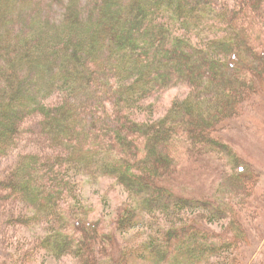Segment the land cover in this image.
<instances>
[{"label": "trees", "instance_id": "trees-1", "mask_svg": "<svg viewBox=\"0 0 264 264\" xmlns=\"http://www.w3.org/2000/svg\"><path fill=\"white\" fill-rule=\"evenodd\" d=\"M57 1L56 16L49 0H0V156L33 120L53 142L52 154L36 146L4 179L34 209L29 223L50 221L43 249L82 264H208L226 253L238 263L239 236L218 242L211 228L225 215L220 199L174 187L186 154L196 162L210 145L229 148L218 137L224 122L264 88V0ZM181 86L190 98L159 116L150 101ZM76 170L116 178L127 192L114 230L78 216L71 228ZM141 228V247L121 245Z\"/></svg>", "mask_w": 264, "mask_h": 264}, {"label": "rangeland", "instance_id": "rangeland-1", "mask_svg": "<svg viewBox=\"0 0 264 264\" xmlns=\"http://www.w3.org/2000/svg\"><path fill=\"white\" fill-rule=\"evenodd\" d=\"M49 1L54 3L53 13L57 16L61 3L57 0ZM192 91L185 86L172 87L155 95V99L150 102L158 105L159 116H165L175 107L177 100L189 99ZM254 94L251 101L240 107L236 118L224 122V130L219 129L222 131L218 135L221 137L219 142L226 143L229 148L217 144V151H213L210 145L200 154L201 160L196 162L194 155L197 153L188 159L186 154L183 160L185 177L174 187L180 194L184 192L192 198L220 199L225 215L211 228L216 232L218 242L232 233L239 236L240 248L237 252L233 251V254L239 256L240 261L237 263L236 260L234 264H264V88ZM47 100L56 103L52 99ZM36 131H41L39 120L25 125L23 142L0 156V264H5V260L13 256L12 253L15 254L10 258L12 264H82L77 258L60 259L45 251L42 238L46 235L45 227L50 226V221L39 216L37 221L29 223L26 219L34 214L32 206L16 198L18 196L9 189L6 190L4 179L16 169L23 156L31 153L36 146L41 147L45 154L53 153V149H50L53 142ZM242 164L247 169L244 180L237 178ZM70 181L74 188L76 182L81 184L72 196L75 199L71 197L73 202L69 201L71 206L74 203L72 210L70 208L66 214L71 228L74 226L73 219L78 216L100 221L108 232L114 230L120 219L119 213L130 203V197L119 181L113 177L79 170L70 174ZM233 183H238L237 187ZM239 208L244 210L240 213ZM196 216L194 212L188 213L191 219ZM239 225H242V233L237 230ZM145 237L146 232L141 228L120 236L119 240L121 245L130 249L141 247L146 241ZM16 246L22 256L16 253ZM227 256V253L222 254L208 264H227ZM12 258L17 259L13 261ZM102 264L114 262L105 260Z\"/></svg>", "mask_w": 264, "mask_h": 264}]
</instances>
